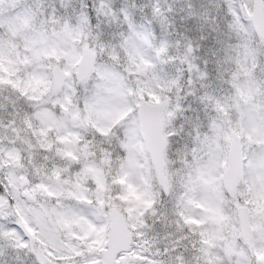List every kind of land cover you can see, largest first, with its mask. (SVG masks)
I'll return each instance as SVG.
<instances>
[{"label":"snow or ice","instance_id":"obj_1","mask_svg":"<svg viewBox=\"0 0 264 264\" xmlns=\"http://www.w3.org/2000/svg\"><path fill=\"white\" fill-rule=\"evenodd\" d=\"M0 264H264V0H0Z\"/></svg>","mask_w":264,"mask_h":264}]
</instances>
